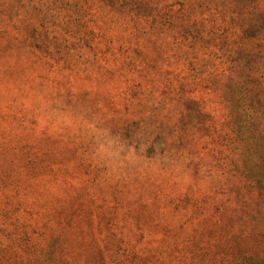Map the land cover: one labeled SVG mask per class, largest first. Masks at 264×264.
I'll return each mask as SVG.
<instances>
[{
    "label": "rangeland",
    "instance_id": "rangeland-1",
    "mask_svg": "<svg viewBox=\"0 0 264 264\" xmlns=\"http://www.w3.org/2000/svg\"><path fill=\"white\" fill-rule=\"evenodd\" d=\"M242 92L264 0H0V264L264 263Z\"/></svg>",
    "mask_w": 264,
    "mask_h": 264
},
{
    "label": "trees",
    "instance_id": "trees-1",
    "mask_svg": "<svg viewBox=\"0 0 264 264\" xmlns=\"http://www.w3.org/2000/svg\"><path fill=\"white\" fill-rule=\"evenodd\" d=\"M241 99L242 104L236 110L231 108L228 123L239 141L238 155L243 164L247 163L246 151L253 148L255 158L251 160L252 174L248 172L245 177L260 194L264 195V101L258 98L252 99L243 92ZM261 263L263 262H253V264Z\"/></svg>",
    "mask_w": 264,
    "mask_h": 264
}]
</instances>
